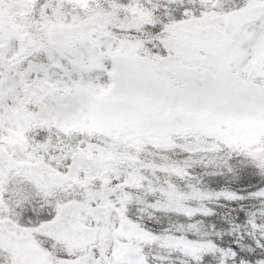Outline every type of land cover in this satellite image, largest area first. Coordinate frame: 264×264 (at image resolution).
Masks as SVG:
<instances>
[{
    "label": "snow or ice",
    "instance_id": "6c2138e0",
    "mask_svg": "<svg viewBox=\"0 0 264 264\" xmlns=\"http://www.w3.org/2000/svg\"><path fill=\"white\" fill-rule=\"evenodd\" d=\"M0 264H264V0H0Z\"/></svg>",
    "mask_w": 264,
    "mask_h": 264
}]
</instances>
